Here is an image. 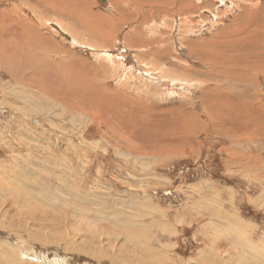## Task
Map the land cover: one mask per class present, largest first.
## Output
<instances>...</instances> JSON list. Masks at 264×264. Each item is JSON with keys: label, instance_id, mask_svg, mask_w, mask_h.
<instances>
[{"label": "rangeland", "instance_id": "rangeland-1", "mask_svg": "<svg viewBox=\"0 0 264 264\" xmlns=\"http://www.w3.org/2000/svg\"><path fill=\"white\" fill-rule=\"evenodd\" d=\"M87 1L117 29L0 0L28 48L0 61V264H264V0ZM55 44L91 93L61 90Z\"/></svg>", "mask_w": 264, "mask_h": 264}, {"label": "bare ground", "instance_id": "bare-ground-1", "mask_svg": "<svg viewBox=\"0 0 264 264\" xmlns=\"http://www.w3.org/2000/svg\"><path fill=\"white\" fill-rule=\"evenodd\" d=\"M46 2V5H45V7L47 8V9H49L50 8V6L52 7V8H54L55 9V11H59V12H61L63 15H65V16H69V17H73L74 15H75V13H80L81 15L80 16H85L88 20H89V22L91 21V20H95V22H96V28H98L99 30H100V32L98 33V34H101V36H103V38L104 37H106L107 35H105V31H103V30H105V28H106V26H108V25H110V28L112 29V31H115V29H117V24H116V19H111V18H109V17H106V16H104V17H102V16H100L99 15V13H94V14H92L91 13V9L93 8V7H95L96 6V4H94V3H91V2H89V1H87V0H83V2L81 3L80 2V0H42V2ZM101 1V0H100ZM106 0H104V1H101V2H105ZM189 1V0H188ZM187 1V2H188ZM253 1V0H252ZM72 2L73 3H75V5H72ZM197 2V1H196ZM199 2V1H198ZM228 2V1H227ZM246 2H247V0H246ZM116 3V2H115ZM235 5V4H234ZM234 5H232V6H234ZM16 6V5H15ZM23 6V5H22ZM236 7L235 8H237V5H235ZM254 6H255V8H257V6H256V4H254ZM75 7H78V8H76V9H74ZM152 8V7H151ZM148 9L149 10V12H150V14H153V9ZM238 8H239V6H238ZM31 10H35V8L33 7V8H30ZM73 10V11H71V10ZM233 9H234V7H233ZM50 10V9H49ZM75 12V13H74ZM96 15V16H95ZM80 16H78V17H80ZM68 19V18H67ZM124 19V18H123ZM122 19V20H123ZM121 20V21H122ZM99 21H101L102 23L101 24H99L98 22ZM126 21V20H125ZM120 22V21H119ZM122 22H124V21H122ZM93 23V22H92ZM103 24V25H102ZM61 27H63L64 28V26L63 25H61V24H56V23H54V24H51V30H55V31H57V32H59V33H57L56 32V34L58 35V36H60V34L62 33V36L63 37H65V33H66V31H65V33H64V31H63V29H61ZM25 29H27V27H25ZM38 29V28H37ZM22 30H21V28L18 26V24H16L15 23V20H14V16L12 15V13H9V14H6L4 11H2V12H0V46L2 45V47H0V56H1V58H0V61H2V64H1V66L2 65H4L3 63L4 62H6L7 61V63H11V62H13V61H15V60H17V59H20V58H18V56L19 55H21V52L23 51V53L25 52L24 51V49L26 50V49H28L26 46H24L25 45V43L27 42L25 39V36L24 35H21V32ZM24 31V30H23ZM68 32V31H67ZM113 33V32H112ZM112 33H110L109 35L111 36V34ZM256 33V32H255ZM259 33V32H258ZM263 33V32H262ZM23 34H25V33H23ZM71 39L69 40L70 42H75V40H77V38L76 37H74V36H72L71 35V33L70 34H68V33H66ZM103 34V35H102ZM19 35H21V36H19ZM96 34H94L93 33V36H95ZM263 35V34H262ZM97 36V35H96ZM257 36V35H256ZM66 38V37H65ZM242 38V37H241ZM129 39V38H128ZM127 39V40H128ZM258 39H262V37L261 38H258ZM264 39V38H263ZM262 39V40H263ZM38 40V39H37ZM79 40V39H78ZM132 40V39H131ZM231 40V39H230ZM239 40V39H238ZM238 40H237V42H238ZM244 40V39H243ZM255 40V39H254ZM33 41V40H32ZM129 41H130V39H129ZM138 41V40H137ZM264 41V40H263ZM67 42H68V40H67ZM131 42V41H130ZM141 42V41H140ZM231 42V41H230ZM242 42V41H241ZM244 42V41H243ZM242 42V43H243ZM260 42V41H259ZM30 43V42H29ZM36 43H38L39 44V46H40V42H37L36 41ZM128 43V42H127ZM135 43H136V41H135ZM249 43V42H248ZM262 43H264V42H262ZM31 44V43H30ZM34 44H35V42H34ZM77 44H79V42H77ZM136 44H138V43H136ZM210 44V43H209ZM212 44H214V43H212ZM217 44V43H216ZM232 44V43H231ZM231 44H229L230 46H232ZM240 44V43H239ZM260 44V43H259ZM130 45V44H129ZM226 45V44H225ZM234 45H236V43L234 44ZM249 45L250 44H248V47H249ZM261 45V44H260ZM259 45V46H260ZM264 45V44H263ZM263 45H261L262 47H264ZM213 46V45H212ZM251 46H253V44H251ZM250 46V47H251ZM28 47H31V48H33V47H35V45H32V46H28ZM206 47H208V46H206ZM43 49H47L45 52H47L48 51V49H49V46L48 45H46L45 47H42ZM42 48H37L32 54H35V52L38 50V49H42ZM83 49H84V47H82ZM209 48V47H208ZM211 48V47H210ZM212 49V48H211ZM31 50V49H30ZM208 50V49H207ZM53 53H58L59 55H58V60H60V62L61 63H58V62H56L55 61V57L54 56H52L53 58H50V56L49 57H47V59L45 60L46 62H49L50 63V65L52 66V68H50L49 69V73H50V75L51 76H54V73H53V68H54V70L55 71H58V73H57V75H58V78H59V75L60 74H65L66 72H68V74H66V75H63V76H61V79H63L62 80V82H61V84H59L60 82H58V79H57V81H56V83L57 84H59V85H64V89H61V90H65V95L68 97V98H70V96H69V94H73L74 95V93H79V96H80V94H81V92H84V94H87V93H91L92 92V85H97L99 82V70H98V68L96 67V66H90L89 64H86V63H84L83 62V60H81V59H79V58H77V57H74V55H71L69 52H67V51H64L63 49H60V48H57L56 47V44L54 45V47H52V50H51ZM264 51V50H263ZM11 52H13L12 54H10ZM31 52V51H30ZM211 52V51H210ZM4 53H6V55H4ZM22 53V54H23ZM242 53V52H241ZM261 53V52H260ZM259 53V54H260ZM16 56H15V55ZM25 54V53H24ZM237 54V53H236ZM235 54V55H236ZM13 55V56H12ZM215 56V55H214ZM25 57V56H24ZM27 57V56H26ZM74 57V58H73ZM221 57V56H220ZM212 58V57H211ZM227 58V57H226ZM245 58V57H244ZM24 59V58H23ZM224 59V58H223ZM229 60V59H228ZM228 60H227V62H228ZM224 61V60H223ZM23 62H26L27 63V65L25 66L24 64H22V66H21V64L20 63H14L10 68H6V71L7 72H9L11 75H15V74H17L18 73V71H19V68H20V70H23V71H26V70H28V68L29 67H27L30 63L28 62V61H23ZM22 62V63H23ZM236 62V61H235ZM135 65V64H134ZM31 66V65H30ZM136 68V67H135ZM138 68V67H137ZM29 71V70H28ZM105 72V71H104ZM225 72V71H224ZM220 73H221V71H220ZM219 73V74H220ZM101 77V76H100ZM40 80V79H39ZM21 81V80H20ZM61 81V80H60ZM26 82L28 83V82H30V81H27V79H26ZM32 84H29L30 85V87L31 86H33V87H35V88H38L39 89V83L38 82H36V81H33V82H31ZM43 83V82H42ZM87 87H89V88H87ZM215 88H216V86H214ZM48 88V87H47ZM214 88V89H215ZM50 89H54V86H51L50 87ZM44 90H47V89H39L38 91H41V92H44ZM218 90V89H217ZM103 92V90H100V92ZM104 93H106L109 97H107V96H104V94L103 93H99L98 92V95L97 96H94V98H93V95H91L92 96V98H90L89 99V102H88V104L91 102V104L93 103L94 104V102H99V101H101L102 99H103V97H105V100L107 99V100H110L111 99V97H110V93H109V91L108 90H104ZM58 94V93H57ZM83 94V95H84ZM120 94V93H119ZM42 97H43V95L44 94H40ZM77 95V94H76ZM120 95H122V94H120ZM44 96H46V95H44ZM49 96H51L50 94H49ZM54 96V98H55V100H58L59 102L60 101H62V103H66L63 99H58L57 97H56V95H53ZM78 96V97H79ZM82 96V95H81ZM123 96V95H122ZM59 97V96H58ZM72 97V99H73V97L74 96H71ZM76 97V96H75ZM74 97V98H75ZM45 98V97H44ZM71 99V98H70ZM76 100V99H75ZM104 100V99H103ZM106 102V101H105ZM225 102V101H224ZM76 103L78 104V106L80 105V104H84L85 103V101H84V98H80V100H76ZM76 103H73L74 105L76 104ZM107 103V102H106ZM111 103H113L112 101H111ZM130 103L131 104H133V101H130ZM71 104L72 103H69V106H71ZM96 104V103H95ZM94 104V105H95ZM114 104V103H113ZM98 105V104H97ZM106 105H108L106 108L108 109L110 106H109V103L108 104H106ZM115 105V104H114ZM77 106V105H76ZM96 106V105H95ZM72 107H73V105H72ZM71 107V108H72ZM81 107V106H80ZM97 107V106H96ZM103 107H105V106H103ZM118 106H115V109L117 110V111H119V109L117 108ZM120 107V106H119ZM75 108V107H74ZM78 108V107H77ZM84 108V107H83ZM92 110H93V106H91L90 107ZM105 108V109H106ZM111 109H112V107H110ZM109 108V109H110ZM114 108V107H113ZM83 110V109H82ZM95 111H96V108L94 109ZM134 110V109H133ZM106 111V110H105ZM104 111V112H105ZM111 111V110H110ZM153 111V110H152ZM132 112V111H131ZM149 112V111H148ZM155 112V114L156 113H158V112H156V111H154ZM111 113H113V112H111ZM96 114V113H95ZM108 114H110V113H108ZM114 114V113H113ZM119 114H120V112H119ZM150 114H151V112H150ZM161 114H163V112L161 113ZM98 115V114H97ZM96 115V116H97ZM102 115V114H101ZM105 114L103 113V117H106V116H104ZM115 115V114H114ZM132 115V114H131ZM153 115V114H152ZM158 115H160V114H158ZM212 115V114H211ZM102 116H100L101 118H102ZM108 116V115H107ZM109 116H111V115H109ZM109 116L107 117V119L109 118ZM116 116V115H115ZM135 116V115H134ZM154 116V115H153ZM161 116V115H160ZM155 117V116H154ZM117 118V117H116ZM122 117H120V119H121ZM135 118H138V117H135ZM127 119V118H126ZM216 119V118H215ZM105 120V119H104ZM117 120V119H116ZM141 121V120H140ZM100 122V121H99ZM122 122H120V124H121ZM140 123V122H139ZM150 123V122H149ZM165 123V122H164ZM126 125V124H125ZM247 125V124H246ZM145 126V125H144ZM182 126V125H181ZM111 127H113V126H111ZM142 127V126H141ZM144 128V127H143ZM247 130V129H246ZM118 131V130H117ZM139 131V130H138ZM178 132V131H177ZM137 133V132H136ZM138 133H143V131H139ZM146 133V135H149V132H145ZM160 132H155V133H153V134H150L148 137L150 138L149 139V144L150 143H152V145H147L150 149H152V150H155V148H156V143L158 142V140H160V136H159V138H157L158 137V134H159ZM144 134V133H143ZM180 134V133H179ZM143 136V135H142ZM145 136V135H144ZM178 137V136H177ZM126 138V137H125ZM137 138V137H136ZM140 140H141V138H140ZM161 141V140H160ZM163 141V140H162ZM142 142V141H141ZM161 144V143H160ZM169 145V144H168ZM146 145H145V147L146 148H148ZM160 146V145H159ZM176 147V146H175ZM144 148V147H143ZM165 148V147H164ZM164 148H163V150H164ZM166 149V148H165ZM160 150V149H159ZM171 150V149H170ZM173 150V149H172ZM178 150V149H177ZM157 151V150H156ZM155 151V152H156ZM155 152H152V153H150L152 156H154V154H155ZM157 153H159V152H157ZM158 155V154H157ZM54 199V198H53ZM155 213V212H154ZM109 214V213H108ZM105 216V215H104ZM120 217V216H119ZM127 217V216H126ZM110 219V218H109ZM121 219V218H120ZM219 219V218H218ZM128 220V219H127ZM142 220V219H141ZM227 221V220H226ZM128 222V221H127ZM138 222V221H137ZM126 223V222H125ZM127 226H128V224H127ZM262 254V253H261ZM260 256V255H259ZM260 259V258H259Z\"/></svg>", "mask_w": 264, "mask_h": 264}, {"label": "water", "instance_id": "water-1", "mask_svg": "<svg viewBox=\"0 0 264 264\" xmlns=\"http://www.w3.org/2000/svg\"><path fill=\"white\" fill-rule=\"evenodd\" d=\"M101 1H104V0H101Z\"/></svg>", "mask_w": 264, "mask_h": 264}]
</instances>
